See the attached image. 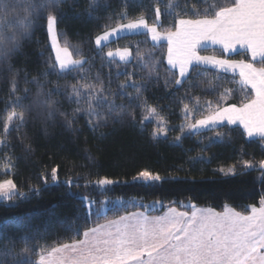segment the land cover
Returning <instances> with one entry per match:
<instances>
[{"label": "trees", "instance_id": "1", "mask_svg": "<svg viewBox=\"0 0 264 264\" xmlns=\"http://www.w3.org/2000/svg\"><path fill=\"white\" fill-rule=\"evenodd\" d=\"M156 7L161 11L159 29L167 32L175 30L174 24L179 18H196L192 11H202L207 4L204 0H96L95 3L60 0L53 10L57 16L58 39L62 45L67 43L74 58L88 60L83 71L63 76L51 71L49 65L54 55L44 20L34 24L22 38L18 51L0 61V140L6 141L0 144V164L11 157L14 167L10 178L25 193L12 201L0 202V260L5 264H33L39 260L37 253L41 247L82 239V232L89 227L130 213L159 216L170 208L191 212L188 207L191 204L217 212H222L225 205L237 212H245L252 204L259 207L264 197V172L241 165L243 160L255 165L264 159V140H251L241 128L225 125L215 131L184 134L175 142V137L181 134L179 126L191 122L184 119L183 104L194 109L192 120L206 114L195 111L192 98H199L201 106L205 101L216 105L224 90L231 89L222 106L240 103L242 96L236 77L200 67L190 73L187 83L177 86L167 68V47L152 44L146 35L120 38L102 51L96 47L95 36L102 34L104 26L115 27L141 15L153 24ZM121 13L125 14L124 18H120ZM110 48L131 49L134 59L127 65L109 63L105 52ZM137 51L148 63L147 68L135 59ZM203 53L226 58L220 50ZM227 58L250 60L244 53ZM151 59L158 63L150 73ZM125 71L131 77L118 75ZM46 72L48 75H44ZM81 76L87 79L81 80ZM129 78L146 85L141 93L171 127L169 138L154 137L155 126L150 117L145 119L147 112L138 102H130L120 95L119 85L127 84ZM12 79L16 80L15 95L23 98L19 106L13 104ZM78 82L98 86L102 82L105 88L110 86L113 94L110 99L114 98L117 105L124 107L111 114L106 106L98 109L99 127L93 130L84 111L73 112L87 105H77L68 99L69 85ZM124 91L129 96L136 95L131 87ZM40 99L55 106L53 115H47L45 105L38 103ZM12 111L24 112L25 123L18 129L10 128L5 135L3 121ZM196 157L205 159L193 160ZM57 165L59 179L53 182L50 172ZM231 165H236L235 175L225 176L218 171ZM145 169L159 173L163 181L133 180ZM45 176L49 177L47 182L43 179ZM3 178L8 177L0 173V179ZM103 178L117 183L102 189L96 182ZM84 198L95 201L91 211ZM105 199L114 207L102 214ZM24 248L29 250L26 256L13 259L11 255H4L8 250L19 253Z\"/></svg>", "mask_w": 264, "mask_h": 264}, {"label": "snow or ice", "instance_id": "2", "mask_svg": "<svg viewBox=\"0 0 264 264\" xmlns=\"http://www.w3.org/2000/svg\"><path fill=\"white\" fill-rule=\"evenodd\" d=\"M96 0H93L95 3ZM207 7L192 11L196 18H179L175 21L174 29L161 33L157 25L160 23L161 11L154 9L155 22L149 26L148 21L141 15L128 23H118L117 26H104L102 34H97L94 43L101 51L103 47L121 32H133L144 29L155 44L161 40L167 41V68L172 72L174 84L182 86L189 81L190 73L200 67L219 69L238 75L242 99L239 104L230 103L222 106L223 101L231 95V89H225L220 96V103L213 105L205 101L201 106L199 98L195 100V111L206 113L202 118L192 120L194 109L183 104L182 112L186 121L179 126L183 134L187 129L189 134H199L201 130L215 131L217 127L227 123L241 126L248 137L259 136L264 140V0H204ZM60 0H0V61L10 57L19 50L22 38L27 36L34 24L40 20L46 21V31L51 38L55 50L54 61L49 65L52 72L63 76L71 72H82L87 59H74L69 46L65 42L60 45L57 34V16L53 10ZM187 7V5H185ZM195 9V6H192ZM172 8V4L168 5ZM169 14H172L171 12ZM124 18V13L119 14ZM178 15V14H177ZM209 44L218 45L222 53H238L243 50L250 60H234L219 58L216 55H201ZM105 58L111 63L118 60L127 65L134 59L131 49H109ZM135 59L140 60L142 67H148L142 54L137 51ZM155 70L158 63L151 59ZM103 66V65H102ZM48 75V73H44ZM131 77L127 71L118 73ZM81 80L87 77L81 76ZM99 76L97 75V80ZM111 75L109 74V81ZM36 83L35 80L32 81ZM10 92L14 96L13 104L19 106L22 97L16 96V80L10 81ZM71 92L68 99L86 108L77 107L74 114L84 111L88 117L89 127L95 130L99 127L101 112L98 109L107 107L114 112L123 105H117L110 86L105 88L101 82L77 83L69 85ZM131 87L136 91L135 96H129L124 89ZM120 95L130 102H138L139 106L153 118L159 127L153 132L156 137L167 135V121L159 114L156 107L147 103L141 93L145 84H137L131 78L127 84H120ZM58 90V89H57ZM40 94H38L39 96ZM45 105L48 116L54 114L55 106L45 100H38ZM129 115H132L131 113ZM75 118V115L73 116ZM25 123L24 112H10L3 121L2 132L7 135L10 128L18 129ZM217 133V136H220ZM180 141L181 137H175ZM0 140V144H5ZM203 160L196 157L193 160ZM243 168H258L264 172V159L258 164L243 160ZM14 167L11 157L0 164V173L8 178L0 179V199L12 201L14 198L25 196L19 191L14 179L10 178ZM59 166L53 167L50 178L53 182L59 179ZM218 171L225 175H235L236 165L227 168L220 167ZM48 176L43 179L45 182ZM164 177L150 170H141L133 180L145 182H162ZM71 184L72 181H67ZM99 186H110L117 181L103 178L96 182ZM191 212H178L170 208L164 216L149 218L142 213H130L118 219L97 224L82 232V239L73 238L71 242H61L58 246L41 247L39 260L33 264H264V197L255 204L246 207L245 212H237L225 205L222 212L215 209H199L191 204ZM247 213V214H245ZM80 235V233H77ZM28 248L19 253L8 250L5 256L16 259L26 256ZM0 264H5L0 260ZM20 264V262H18Z\"/></svg>", "mask_w": 264, "mask_h": 264}, {"label": "rangeland", "instance_id": "3", "mask_svg": "<svg viewBox=\"0 0 264 264\" xmlns=\"http://www.w3.org/2000/svg\"><path fill=\"white\" fill-rule=\"evenodd\" d=\"M161 22V21H160ZM148 24H149V26H151L152 24H150L149 22H148ZM159 26H160V23L157 25V27H158V31H160L161 33H164L163 31H161L160 29H159ZM138 35H146L148 38H149V40H150V42L152 43V44H154L152 41H151V39H150V36H149V34L147 33V31L146 30H144V29H140V30H137V31H133V32H121L118 36H115V37H113L108 43H107V45L106 46H104V47H107V46H109L112 42H115L116 40H118V39H120V38H125V37H132V36H138ZM48 37H49V43H50V46H51V49H52V52H53V55L55 56V50H54V48L52 47V42H51V38H50V36L48 35ZM59 40V39H58ZM59 43H60V41H59ZM160 44H164L166 47H167V41L166 40H161V41H159V42H156L154 45H160ZM60 45L61 46H63L61 43H60ZM97 47V46H96ZM111 50H113V51H115V50H117V49H121V48H116V49H112V48H110ZM109 49H106V52L108 51ZM71 51V50H70ZM72 52V51H71ZM105 52V53H106ZM242 54V53H241ZM73 55V54H72ZM201 55H207V54H205V53H202L201 52ZM210 56V55H209ZM249 57V56H248ZM73 58H74V56H73ZM227 58V57H226ZM74 59H76V58H74ZM229 59V58H228ZM249 59H250V57H249ZM113 61H116V62H119V63H122V62H120L119 60H118V58L116 59V60H113ZM202 68H203V66H202ZM204 68H210V69H212L213 71H216V72H218V73H221V74H227V75H230V76H234V78L236 77L237 79H239V77H238V75H236L235 73H232V72H223V71H221V70H219V69H215V68H212L211 66H208V67H204ZM201 113V112H200ZM150 122H153L154 123V126H155V130L159 127V124H158V122L156 121V120H154L153 118H151L150 117ZM167 129H168V131H167V135H164V134H160V135H158V136H156L157 138H160V139H166V138H169L170 137V132H171V127L167 124ZM188 133V131H187V129H185V132L182 134H180L179 136L180 137H182V135H184V134H187ZM175 142L176 143H178L179 141H176L175 140ZM137 182H145V181H142V180H136ZM145 183H151V182H145ZM103 188L102 189H105L106 188V186H102ZM84 200V202H85V205H86V207L89 209V211H91L92 209H91V207H94V205H95V201L93 200V199H88V198H84L83 199ZM1 201H6V200H2V199H0V202ZM109 201L110 200H108V199H105L104 201H103V205H102V208H101V210H100V213H102V214H106L107 213V211H108V209L109 208H113L114 207V204H109Z\"/></svg>", "mask_w": 264, "mask_h": 264}, {"label": "crops", "instance_id": "4", "mask_svg": "<svg viewBox=\"0 0 264 264\" xmlns=\"http://www.w3.org/2000/svg\"><path fill=\"white\" fill-rule=\"evenodd\" d=\"M207 50H220V48H219L218 45H212V44H209V45L207 46ZM220 51H221V50H220ZM201 52L203 53V51H201ZM241 53H244L243 50H240L238 53H233V54L224 53V54H225L226 57H232V56H234V55H236V54H241ZM244 54H247V53H244ZM207 55H208V54H207ZM247 55H248V54H247ZM210 56H211V55H210ZM248 56H249V55H248ZM249 57H250V56H249ZM203 68H204V67H203ZM207 69H210V68H207ZM225 125L230 126V127H239V128H241V129L243 130V128H242L241 126L231 125V124H227V123H225V124H223V125H221V126H219V127H222V126H225ZM219 127H217V128H219ZM207 131H210V130L204 129V130H201L200 133L207 132ZM243 131H244V130H243ZM247 137H248V136H247ZM248 138L251 139V140L261 139L259 136L248 137ZM199 209H204V208H199ZM177 211H178V212H183V211H179V210H177ZM168 212H169V210L166 211L164 214L159 215V216H164V215L168 214ZM139 213H142V212H139ZM142 214L148 216L149 218L159 217V216H149V215H147L146 213H142Z\"/></svg>", "mask_w": 264, "mask_h": 264}]
</instances>
